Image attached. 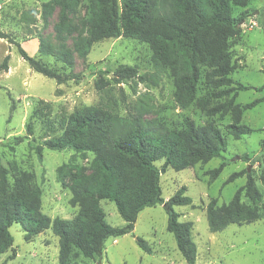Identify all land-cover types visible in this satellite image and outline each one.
Instances as JSON below:
<instances>
[{
	"label": "trees",
	"instance_id": "trees-1",
	"mask_svg": "<svg viewBox=\"0 0 264 264\" xmlns=\"http://www.w3.org/2000/svg\"><path fill=\"white\" fill-rule=\"evenodd\" d=\"M248 0H89L88 17L76 36L73 50L86 57L96 42L120 36L145 42L150 47L151 61L156 68L167 69L173 80V98L180 109H187L197 102L208 116L231 111L232 122L225 125L226 131L235 139L251 131L240 123L241 114L261 101L256 98L246 103H233V97L218 106L208 107L209 101L197 95L201 67L208 68L207 77L215 86L234 83L228 77L236 68L229 49V41L237 32L241 19L233 16V6H244ZM59 6L55 37L64 40L75 31L69 12L75 11L80 0H47L42 5V19ZM14 43L19 55L34 71L52 78L57 84L78 80L71 72L74 65L72 51L61 47L52 52L42 48L41 54L51 55L58 67L51 66L36 55H30L16 41L0 32ZM6 55L0 69H8ZM100 71L94 82L97 90L105 86ZM115 81L122 82L136 75L134 67L121 65L114 72ZM235 89L246 90L248 85L236 83ZM230 92V91H229ZM224 93H228L225 91ZM222 94V93H219ZM149 111L144 102L127 108L124 115L101 105H85L75 109L57 121L60 134L44 139L40 144L29 143L39 159L43 148L72 150L74 155L90 153L89 171L78 169L71 176L69 202L77 206L70 218H50L41 212V190L27 171L13 166L12 183L7 178V169L0 164V254L12 248L13 237L9 227L19 223L24 239L50 228L58 237L57 264H68L71 257H99L105 241L132 232L139 212L145 207L163 204L167 212L166 229L173 234L176 247L186 264H195L196 244L191 237L192 223L179 220L175 205H188L191 197L184 194L182 185L166 201L162 197L160 174L168 167L174 170L189 168L196 163L205 164L211 158L221 157L227 141L221 128L213 122L196 124L185 116L180 128L164 127L157 119L146 118ZM51 127L54 122L48 121ZM27 135L33 133L32 123L26 124ZM18 136L23 140L28 136ZM248 159V155H241ZM157 161H162L158 167ZM70 163V162H69ZM260 180L264 185V155ZM67 163L57 167L60 180L65 175ZM225 162L207 171L209 180H214ZM246 174L227 203L217 205L215 198L206 204V220L211 232L223 230L229 224L250 223L262 213L259 203L262 194L255 179L247 169L230 174L226 183ZM244 195L250 200H241ZM114 202L118 214L124 220L120 226L110 225L100 200ZM137 244L147 252L151 249L146 240L137 236ZM16 253L8 256L14 258ZM5 264V261L2 263Z\"/></svg>",
	"mask_w": 264,
	"mask_h": 264
},
{
	"label": "rangeland",
	"instance_id": "rangeland-1",
	"mask_svg": "<svg viewBox=\"0 0 264 264\" xmlns=\"http://www.w3.org/2000/svg\"><path fill=\"white\" fill-rule=\"evenodd\" d=\"M47 0H0V32L18 42L28 54L36 55L51 66L60 64L53 56L41 54L39 43L52 52L61 47L72 51L74 65L71 72L79 76L57 84L33 69L17 52L16 45L6 37H0V64L8 55V69H0V164L12 183L13 166L27 171L41 190V212L50 218L72 217L77 206L69 202L71 176L81 169L89 171L90 153L75 154L72 150L43 148L39 159L29 143L40 144L44 139L57 136L61 130L57 121L85 105H101L124 115L127 108L145 102L149 111L146 118L157 119L164 127L180 128L185 116L196 124L213 122L221 128L227 147L221 157L211 158L207 163H196L189 168L174 170L168 167L160 174L162 197L166 201L182 185L184 194L191 197L188 205H175L179 220L190 221L191 237L196 244L195 264H264V185L260 180V157L264 155V100L244 110L240 123L251 129L235 139L225 125L232 122L231 111L208 116L197 102L187 109H180L173 98V80L167 69L156 68L151 61L152 51L147 43L134 38H108L92 45L86 57L79 56L73 45L77 34L88 17L89 0H80L69 18L75 31L64 40L55 37L59 6L52 4L50 14L42 19V5ZM233 16L241 19L237 32L230 38L229 49L236 65L229 73L234 83L215 86L207 77L208 68L201 67L197 95L208 99V107L218 106L233 97V103H246L264 97V0H248L244 6H233ZM249 21L254 22L252 26ZM134 67L132 78L115 81L117 67ZM103 71L105 86L97 90L94 82ZM236 83L248 85L246 90L235 89ZM228 91V93H224ZM230 91V92H229ZM222 93V94H219ZM32 123L33 133L27 135L26 124ZM48 121L54 122L51 127ZM23 140L15 137L25 136ZM248 155L242 159L241 155ZM70 162V163H69ZM162 161H157L159 167ZM225 162L219 175L209 180V171ZM67 163L62 180L57 167ZM247 169L255 179L262 194L261 215L250 223L229 224L223 230L211 232L206 220V204L215 198L217 205L227 203L241 187L246 174L226 183L231 173ZM241 200L250 204L244 195ZM105 220L120 226L124 220L115 204L100 200ZM167 212L163 204L143 208L134 223L132 232L110 237L105 241L99 257H71L68 264H186L176 247L173 234L166 229ZM13 237L12 248L0 254V264H57L58 237L48 228L30 239H24L19 223L9 227ZM137 236L146 240L151 251H144L136 242ZM14 258L8 259L12 253Z\"/></svg>",
	"mask_w": 264,
	"mask_h": 264
},
{
	"label": "built area",
	"instance_id": "built-area-1",
	"mask_svg": "<svg viewBox=\"0 0 264 264\" xmlns=\"http://www.w3.org/2000/svg\"><path fill=\"white\" fill-rule=\"evenodd\" d=\"M254 24V22L252 21H249V25L252 26Z\"/></svg>",
	"mask_w": 264,
	"mask_h": 264
}]
</instances>
